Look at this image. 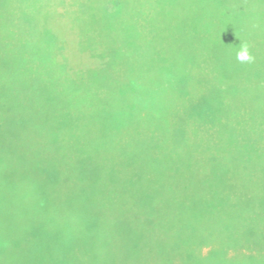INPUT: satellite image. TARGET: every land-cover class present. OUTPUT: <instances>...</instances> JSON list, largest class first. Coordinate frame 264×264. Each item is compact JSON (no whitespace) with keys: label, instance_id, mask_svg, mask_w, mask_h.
<instances>
[{"label":"trees","instance_id":"trees-1","mask_svg":"<svg viewBox=\"0 0 264 264\" xmlns=\"http://www.w3.org/2000/svg\"><path fill=\"white\" fill-rule=\"evenodd\" d=\"M155 85L141 88V144L124 165L50 135L0 147V264H264V95Z\"/></svg>","mask_w":264,"mask_h":264},{"label":"rangeland","instance_id":"rangeland-1","mask_svg":"<svg viewBox=\"0 0 264 264\" xmlns=\"http://www.w3.org/2000/svg\"><path fill=\"white\" fill-rule=\"evenodd\" d=\"M230 10L217 0H0V147L23 135L46 147L50 135L124 165L141 144L142 87L264 95V10ZM241 43L250 62L236 59ZM57 63L70 81L50 72Z\"/></svg>","mask_w":264,"mask_h":264},{"label":"clouds","instance_id":"clouds-1","mask_svg":"<svg viewBox=\"0 0 264 264\" xmlns=\"http://www.w3.org/2000/svg\"><path fill=\"white\" fill-rule=\"evenodd\" d=\"M236 59L241 63L250 62L253 59L246 43H241L236 50Z\"/></svg>","mask_w":264,"mask_h":264}]
</instances>
